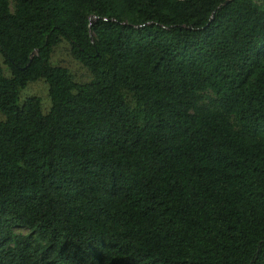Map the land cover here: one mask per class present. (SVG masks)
Wrapping results in <instances>:
<instances>
[{"label":"trees","instance_id":"obj_1","mask_svg":"<svg viewBox=\"0 0 264 264\" xmlns=\"http://www.w3.org/2000/svg\"><path fill=\"white\" fill-rule=\"evenodd\" d=\"M0 56V264H264V0H0Z\"/></svg>","mask_w":264,"mask_h":264},{"label":"rangeland","instance_id":"obj_2","mask_svg":"<svg viewBox=\"0 0 264 264\" xmlns=\"http://www.w3.org/2000/svg\"><path fill=\"white\" fill-rule=\"evenodd\" d=\"M95 20L94 17H89L88 21L92 23ZM51 63L56 66L63 67L67 69L72 78L76 82H87L90 79L89 72L76 62L70 52L69 46L65 41H62L59 45L56 46L53 53L51 54ZM0 66L3 69V75L7 76V73L4 71L2 57L0 56ZM36 97L40 100V105L42 112H46L49 109L50 102L47 96V86L42 80H36L34 82L28 83L26 87L19 91L18 94V103L21 104L24 99ZM3 119V116L0 114V120ZM13 232L18 234H28L29 232L24 228L16 227L13 229Z\"/></svg>","mask_w":264,"mask_h":264}]
</instances>
